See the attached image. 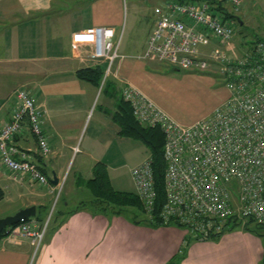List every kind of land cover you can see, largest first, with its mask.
<instances>
[{
  "label": "crops",
  "instance_id": "obj_1",
  "mask_svg": "<svg viewBox=\"0 0 264 264\" xmlns=\"http://www.w3.org/2000/svg\"><path fill=\"white\" fill-rule=\"evenodd\" d=\"M148 1L154 6L163 2ZM133 3L134 14L143 19L141 38L136 46L119 48L122 56L114 62L102 88L103 84L97 86L76 75L78 69L92 64L71 47V34L92 26L117 30L121 0H0V120L11 117L18 89L33 94L42 110L49 152L39 154L27 127L15 141L29 149L31 159L49 179L55 176L58 180L57 184L50 182L48 194L76 161L73 190H83L79 181L89 178L93 165L100 161L115 189L135 192V186L125 189L111 176L133 145L132 138L119 134L109 114L115 108L116 94L122 95L124 87L136 89L176 123L190 124L201 118L181 120L160 94L162 82L170 75L162 63L139 57L154 23L153 9L140 0ZM85 16H90L89 22H82ZM226 95L225 90L219 102ZM7 177L0 166L3 197L13 193L20 198L19 209L34 205L33 218L41 227L51 207L50 197L33 189L35 183L27 178L12 183ZM79 198L72 208L63 201L57 209L63 213L60 220L45 230L37 249L29 238L10 233L1 236L0 264H264L261 237L240 227L208 240H190L181 253L187 237L182 228L134 223L120 215L94 214L89 208L67 215L82 200Z\"/></svg>",
  "mask_w": 264,
  "mask_h": 264
},
{
  "label": "built area",
  "instance_id": "obj_2",
  "mask_svg": "<svg viewBox=\"0 0 264 264\" xmlns=\"http://www.w3.org/2000/svg\"><path fill=\"white\" fill-rule=\"evenodd\" d=\"M236 9L240 0H218ZM233 14V13H231ZM154 23L139 57L173 68L215 72L222 76L226 97L205 116L174 122L136 89L124 87L134 117L159 125L164 134L165 200L156 210L151 156L130 169L135 193L151 222L184 229L191 240H208L248 219L264 225V38L253 39L237 53L227 52L235 17H224L207 0H163L153 8ZM121 34L110 26H92L71 34V47L92 66L103 65L101 85L119 52ZM16 106L0 120V166L21 182L37 185L50 179L15 137L27 127L38 152H49L42 129V110L26 88L16 91ZM234 225V227H233ZM47 222L21 220L10 234L29 238L37 249Z\"/></svg>",
  "mask_w": 264,
  "mask_h": 264
},
{
  "label": "rangeland",
  "instance_id": "obj_3",
  "mask_svg": "<svg viewBox=\"0 0 264 264\" xmlns=\"http://www.w3.org/2000/svg\"><path fill=\"white\" fill-rule=\"evenodd\" d=\"M133 1L135 0H121L122 15L120 26L116 30L117 34H121V48L122 45L125 44L129 45L130 48L132 45L136 46L143 32L141 28L143 19L134 14ZM140 3L146 8H154V3L151 1L140 0ZM225 9H227L226 11H231L235 17L233 37L228 45L223 46L227 52H240V50L244 49L245 45L254 39L255 36L264 38V0H240L236 9H231L228 5H225ZM82 20V22L85 23L89 22L90 16H85ZM161 66L164 72L170 75V78L162 82V91L160 94L163 95L169 109L176 113L181 120L191 121L207 115L213 107L221 102H219V99L224 94V91H227L223 84L222 76L216 74L214 71L173 69L167 63H162ZM147 154L148 151L144 144L139 140L133 139L130 153L125 159L116 163L117 167L113 169V173L111 172L112 178L114 177L116 182L121 184L125 189L134 188L130 169ZM76 164L77 161L74 164L70 163L64 179L55 190L49 194L47 190L51 186L49 185L50 183L46 185L33 184V189L46 193V197H50L51 199L49 213L44 219V222H47L48 225L46 229L54 225V222L60 220L61 215L57 216V213L61 211L57 209L62 206L64 200L68 201L69 208H72L74 207V200L76 198L80 197L79 199H82L81 201L84 202L91 198V194L85 187L83 190H73V188H71ZM7 178L9 182H16L9 176ZM12 194L0 199V217L15 213L22 205L21 199ZM81 201H79V203ZM78 204L76 206H78ZM133 211L135 212V209H133ZM145 216L146 219H148L147 214H145ZM262 226V228L257 229V232H260L259 236L264 243V225ZM183 242H185V239H183Z\"/></svg>",
  "mask_w": 264,
  "mask_h": 264
},
{
  "label": "trees",
  "instance_id": "obj_4",
  "mask_svg": "<svg viewBox=\"0 0 264 264\" xmlns=\"http://www.w3.org/2000/svg\"><path fill=\"white\" fill-rule=\"evenodd\" d=\"M207 1L214 4V7L224 17L234 16L233 14L225 12L218 0ZM258 38H260V36H255L254 39ZM252 41L253 39L246 45L250 44ZM76 75L82 80L100 86L103 76V68L100 65L83 67L76 71ZM105 84H107L106 81H104L102 88ZM109 114L112 121L118 125L119 134L121 136L139 140L147 148L152 160L151 165L153 170L154 188L156 190V210H159L165 200V162L163 159L164 134L161 128L157 124L149 125L137 120L133 115L132 107L129 101L125 100L120 94H116L115 108ZM79 182H81L82 185L89 191L91 198L85 202L81 201L78 206L69 211L67 215L72 214L81 208H89L94 214L100 213L106 215H120L134 223H144L153 226L160 225L157 222H151L146 219L142 203L135 192L117 190L112 186L105 163L100 161L96 162L92 167L91 176L87 179H81ZM3 195V191L0 188V199L3 198ZM133 209H135V212ZM62 214V212H58L57 216ZM15 225L16 224H13L3 229L2 232H0V237L8 235L10 233V229ZM57 226L58 224H56L55 227ZM237 226L257 235L260 233L257 232V229L263 227L262 225L253 223L250 219L242 225L239 226L238 224ZM190 240L191 239L189 237L185 238L184 245L180 250L181 253L184 251L185 245Z\"/></svg>",
  "mask_w": 264,
  "mask_h": 264
},
{
  "label": "water",
  "instance_id": "obj_5",
  "mask_svg": "<svg viewBox=\"0 0 264 264\" xmlns=\"http://www.w3.org/2000/svg\"><path fill=\"white\" fill-rule=\"evenodd\" d=\"M173 69H177V68H173ZM50 182L52 184H57L58 180L56 179L55 176H53L52 178H50ZM35 212H36V207L34 205H30L20 208L13 214L0 217V232H2V230L5 229L6 227H9L13 224H17L21 220L35 216Z\"/></svg>",
  "mask_w": 264,
  "mask_h": 264
}]
</instances>
